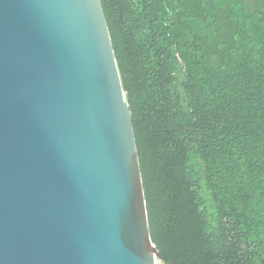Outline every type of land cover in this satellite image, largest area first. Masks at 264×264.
I'll use <instances>...</instances> for the list:
<instances>
[{"label": "water", "instance_id": "1", "mask_svg": "<svg viewBox=\"0 0 264 264\" xmlns=\"http://www.w3.org/2000/svg\"><path fill=\"white\" fill-rule=\"evenodd\" d=\"M102 0H0V264H158Z\"/></svg>", "mask_w": 264, "mask_h": 264}, {"label": "trees", "instance_id": "2", "mask_svg": "<svg viewBox=\"0 0 264 264\" xmlns=\"http://www.w3.org/2000/svg\"><path fill=\"white\" fill-rule=\"evenodd\" d=\"M163 264H264V0H102ZM183 63L190 108L173 91ZM195 153L213 195L207 230Z\"/></svg>", "mask_w": 264, "mask_h": 264}, {"label": "rangeland", "instance_id": "3", "mask_svg": "<svg viewBox=\"0 0 264 264\" xmlns=\"http://www.w3.org/2000/svg\"><path fill=\"white\" fill-rule=\"evenodd\" d=\"M176 80L174 85L172 86L173 91L177 90L180 94L179 103L183 107L184 110H188L190 108V98L189 93L185 90V74L183 63L179 60V63H176V72H175ZM189 168L194 176L195 180H198L201 185L202 196L204 198V202L202 204V211L207 219V230L209 233L216 235V210L215 203L213 199V195L209 189H207L203 179V165L200 158L194 153H191V160L189 162ZM158 264H163L161 260H158Z\"/></svg>", "mask_w": 264, "mask_h": 264}]
</instances>
